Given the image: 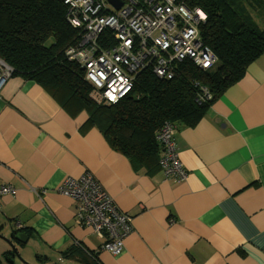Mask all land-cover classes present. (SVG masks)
Wrapping results in <instances>:
<instances>
[{"label":"crops","instance_id":"0c3cea01","mask_svg":"<svg viewBox=\"0 0 264 264\" xmlns=\"http://www.w3.org/2000/svg\"><path fill=\"white\" fill-rule=\"evenodd\" d=\"M86 118L32 80L13 75L0 91V183L12 186L0 197L1 264H264V53L197 122L174 123L183 180L132 168ZM85 171L131 216L119 254L56 191ZM19 231L27 240L7 263Z\"/></svg>","mask_w":264,"mask_h":264},{"label":"trees","instance_id":"16d2710c","mask_svg":"<svg viewBox=\"0 0 264 264\" xmlns=\"http://www.w3.org/2000/svg\"><path fill=\"white\" fill-rule=\"evenodd\" d=\"M176 1L204 12L198 29L216 64L200 69L184 59L166 80L144 71L131 93L114 103L96 102L77 62L61 56L78 38L61 0H0V58L11 66L12 76L36 82L72 115L85 112V124L96 127L132 168L156 171L161 146L155 135L162 123L193 125L264 53V23L247 11L252 5L257 9L258 0ZM202 88L209 100L201 98ZM14 257L8 246L4 260L12 263Z\"/></svg>","mask_w":264,"mask_h":264},{"label":"built area","instance_id":"2783aa9c","mask_svg":"<svg viewBox=\"0 0 264 264\" xmlns=\"http://www.w3.org/2000/svg\"><path fill=\"white\" fill-rule=\"evenodd\" d=\"M61 1L67 8V23L78 32L77 40L61 56L77 62L98 103H114L130 94L144 71L166 80L184 59L200 69L217 62L198 29L205 19L199 8L190 9L176 0H119V5L112 0ZM11 76V66L0 58V91ZM201 98H211L206 88ZM175 129L174 123L166 121L155 139L163 147L159 159L163 174L183 180L186 170L177 156ZM56 190L73 200L76 222L96 232L103 250L121 252L124 238L132 231L131 216L116 208L93 173L66 177ZM11 192L12 186L0 183V197Z\"/></svg>","mask_w":264,"mask_h":264},{"label":"rangeland","instance_id":"374dc122","mask_svg":"<svg viewBox=\"0 0 264 264\" xmlns=\"http://www.w3.org/2000/svg\"><path fill=\"white\" fill-rule=\"evenodd\" d=\"M258 4H259V7L257 9H256V7L254 5H252L251 7L247 8V11L249 12V15L252 17V19H254L255 22L264 23V0H258ZM35 194L38 196V194L36 192H35ZM67 198H69V197H67ZM70 200L73 202V200L71 198H70ZM73 210H75L74 202H73ZM11 236H13V234ZM36 245H37V243H34L33 247L36 246ZM29 248H31V246ZM28 252H31L30 254H32V256L35 257L34 256V252L32 251V249L30 251H28Z\"/></svg>","mask_w":264,"mask_h":264},{"label":"water","instance_id":"95a60500","mask_svg":"<svg viewBox=\"0 0 264 264\" xmlns=\"http://www.w3.org/2000/svg\"><path fill=\"white\" fill-rule=\"evenodd\" d=\"M112 2L117 3V5L120 4L119 0H112ZM26 240H27V236L21 231L9 237L7 244L15 257L17 256L18 258H20V255L18 253L19 245L16 242L24 243Z\"/></svg>","mask_w":264,"mask_h":264}]
</instances>
